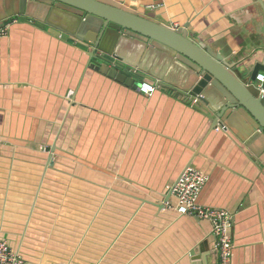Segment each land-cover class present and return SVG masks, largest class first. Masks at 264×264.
<instances>
[{
  "label": "crops",
  "instance_id": "1",
  "mask_svg": "<svg viewBox=\"0 0 264 264\" xmlns=\"http://www.w3.org/2000/svg\"><path fill=\"white\" fill-rule=\"evenodd\" d=\"M183 33L247 78L264 67V0H102ZM46 0H0V240L25 264H218L209 221L169 189L192 167L199 204L233 217L231 264H264V133L217 82L174 51ZM162 82L139 93L80 46ZM67 35L69 40L63 37ZM116 58L118 60H116ZM112 67V66H111ZM264 75L261 72L260 75ZM198 98V97H197ZM170 201L172 208L166 203Z\"/></svg>",
  "mask_w": 264,
  "mask_h": 264
},
{
  "label": "water",
  "instance_id": "2",
  "mask_svg": "<svg viewBox=\"0 0 264 264\" xmlns=\"http://www.w3.org/2000/svg\"><path fill=\"white\" fill-rule=\"evenodd\" d=\"M51 3L60 4L70 9L80 12L83 16H90L99 19L103 23L104 35L107 28H116L119 31H127L132 34L141 36L153 43L160 44L165 48L174 51L183 59L189 61L198 70L199 79L195 83L189 97L193 100H198L196 107H204L205 100L202 98L203 92L209 85L214 82L219 83L227 92L233 106L245 108L259 126V130L264 133V104L261 96H256L245 84L231 72L228 66L223 63L219 57L211 53L207 48H204L200 43L190 40L183 33L173 30L170 27L163 25L153 19L135 13L117 4L107 3L102 0H46ZM69 40L65 35L63 37ZM96 34L87 33L81 39L80 46L89 50L90 61L97 60L98 64L92 63L91 67L101 74L116 80L119 83L125 84L128 87L139 89L141 82L128 77L131 72L139 78L144 79L145 76L136 73L131 67H124L120 62L113 64L107 60L105 55H98L93 47L100 44ZM116 60H118L116 58ZM112 66V67H111ZM264 72V67L257 66L251 70L247 76L251 82L255 83L257 76ZM158 88H163L165 85L162 82L151 80ZM264 93V83L262 85ZM260 92H262L260 90ZM198 97V98H197Z\"/></svg>",
  "mask_w": 264,
  "mask_h": 264
},
{
  "label": "built area",
  "instance_id": "3",
  "mask_svg": "<svg viewBox=\"0 0 264 264\" xmlns=\"http://www.w3.org/2000/svg\"><path fill=\"white\" fill-rule=\"evenodd\" d=\"M9 36L8 27H0V57L2 41ZM256 80L264 83V75H258ZM262 85L260 90H262ZM158 87L150 82H142L138 91L143 95L153 94ZM197 104L198 100H193ZM208 182L207 175L199 170L187 167L179 176L176 183L169 189L170 195L177 201L176 211L180 215H189L201 221H209L212 225V234L215 237V250L218 255V264H231L234 244L231 228L232 215L222 209L207 208L199 204V197ZM172 208L170 201L166 203ZM0 264H25L23 257L10 248L6 241L0 240Z\"/></svg>",
  "mask_w": 264,
  "mask_h": 264
}]
</instances>
